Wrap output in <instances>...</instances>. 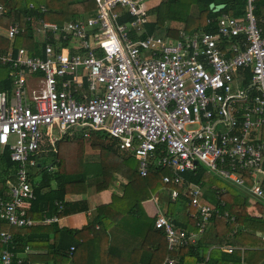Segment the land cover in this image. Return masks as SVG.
I'll return each instance as SVG.
<instances>
[{"label":"built area","instance_id":"obj_1","mask_svg":"<svg viewBox=\"0 0 264 264\" xmlns=\"http://www.w3.org/2000/svg\"><path fill=\"white\" fill-rule=\"evenodd\" d=\"M94 1L95 15L40 20L34 28L40 54L11 44L0 48V65L12 84L10 92H0V157L7 150L15 165L0 195V220L33 224L26 215L35 197L29 168L37 166L46 137L54 144L72 130L86 137L99 132L135 157L139 176L168 168L163 182L181 186L190 198L197 232L177 229L163 213L154 221L169 252L160 264H181L172 253L195 243L212 217L234 220L228 211L199 203L201 186L186 182L184 173L201 164L264 203V29L254 0H246L244 15L220 16L214 33L188 34L179 25L176 37H140L150 21L147 0ZM123 11L133 19L118 22ZM30 21L26 16L0 30L12 43L30 31ZM245 75L250 82L235 87ZM54 129L60 136H51ZM178 195L170 192L171 199ZM15 249L12 234L0 226V264H22ZM200 264H208L207 257Z\"/></svg>","mask_w":264,"mask_h":264},{"label":"trees","instance_id":"obj_2","mask_svg":"<svg viewBox=\"0 0 264 264\" xmlns=\"http://www.w3.org/2000/svg\"><path fill=\"white\" fill-rule=\"evenodd\" d=\"M210 3L224 4V7L214 12L209 7ZM0 4L5 8V12L0 13L2 28L17 20L22 21L26 16L31 18L30 31L17 36L12 43L0 33L1 50L8 49L11 44L14 49L24 46L34 54L41 53L39 45L34 42V28L39 25L40 20L63 23L73 18L93 15L96 11L94 0H0ZM254 5L258 26L264 29V0H254ZM245 8L246 0H159L155 6L148 8L147 12L152 19L144 25L139 36L158 34L176 37L178 34L176 25H180L188 34L214 33L217 28V19L222 14L241 18ZM132 19L127 12L123 11L118 22H129ZM5 88L11 89L7 75L0 78V90ZM260 132L264 140V127L260 129ZM77 133L83 135L80 131L72 130L70 134H64L59 141L55 142L54 149L50 151L54 156L51 164L42 166L38 163V159H35L39 164L37 174L41 176L33 181L30 174L35 197L29 209L26 210L27 217L42 219L80 210V206L86 203L85 199L69 203L65 196L72 191L78 192L90 188L95 191L103 190L111 179L113 169L119 164L132 169L136 178L128 183L132 186L130 191L129 186L125 185L121 196L113 194L112 201L104 205L100 211L97 209L93 218L83 229L67 227L58 229L57 226L52 225L53 223L49 224L55 234L52 241L46 245L49 253H47L48 261L45 264H80L77 260L76 247L81 246L82 243L79 237L75 236L81 231L92 233L96 224L103 231L100 230L101 234H105L106 241L99 243L100 246L104 242L106 246L107 261L103 264H160L169 254L165 233L163 229L155 228V218L149 219L139 214V211H142L141 202L150 198L157 190L168 191V207H170L165 212V216L175 227L184 231L197 232L196 221L190 217V213L196 211V208L190 204L188 195L183 194L181 186L163 182L164 175H171L170 169L152 167L146 177H141L137 172L138 162L135 157L119 150L113 139L99 132H91L88 136L92 137L90 147L96 152L82 154L80 145L78 146L75 142L80 144L83 139L75 138ZM60 142L64 146L62 150L59 147ZM60 151H63V154H60ZM49 166L52 171H49ZM205 169L198 164L193 170L184 173L183 178L186 182L199 184L203 188L199 203L219 208L221 213L228 211L229 216L234 217V220L227 221L224 217H212L195 243H187L172 255L181 264H186L188 259H191L193 264H200L206 257L208 264H251L249 256L260 255L258 264H264V248L262 247L264 240L256 235L257 230L264 233V217L262 219L249 217L244 209V194L239 193L237 189L217 186L213 178L206 175ZM14 171L15 165L11 162L8 151L5 150L0 157V195L5 192V182L12 177ZM207 172L212 174L208 170ZM138 180L141 181L140 186ZM246 183L250 185L252 180L247 177ZM142 188H146L145 191ZM173 189H177L179 195L171 199L170 192ZM220 190L224 193H220ZM220 199L223 201L222 205ZM117 200L120 203L116 204ZM59 203H64L61 209ZM121 203H133L127 205L125 215L118 213V205ZM108 225L120 226L119 231L126 234L114 238L115 231L108 228ZM0 226L12 234L16 244L15 250L18 253L31 243L29 240L19 239V233L31 231L34 226L17 227L1 220ZM44 229L49 231L48 228ZM94 237L96 239L91 237L90 243L97 244L98 237ZM204 244L214 245L215 250L212 249L214 253L212 250L209 255L200 253L199 250ZM222 245L240 246L244 248V251L227 253L220 249L219 246ZM72 246L73 250L70 249ZM95 256L88 259L90 264H99ZM27 257L32 260L30 256ZM27 260L22 264H29Z\"/></svg>","mask_w":264,"mask_h":264},{"label":"crops","instance_id":"obj_3","mask_svg":"<svg viewBox=\"0 0 264 264\" xmlns=\"http://www.w3.org/2000/svg\"><path fill=\"white\" fill-rule=\"evenodd\" d=\"M250 80L251 78L249 77V75L248 76L245 75L243 81H241L238 78L237 80H235V87L242 86L243 84L250 82ZM4 90L7 92L11 91V89L5 88L3 90H0V92ZM259 136L261 138L260 130H259ZM44 141L48 143L47 145H45L46 148L55 145V143L51 144L50 141L47 139H45ZM37 165L39 164L37 163ZM50 167L51 166H49V171H52L50 170L51 169ZM135 178H136V175L132 169H130L129 167L123 164L117 165L111 173V179L108 181L106 188H104L103 190L95 191L92 188H90L86 190H79L78 192L72 191L68 193L65 196V199L69 203H73V202H76L82 199H85L86 203L80 206L81 209L76 212L65 213L59 216L55 215L57 217V220L55 222H52L53 223L52 225L57 226L58 229L59 228L61 229L64 227L77 229V230L83 229V227H85L88 224L89 220L93 218V215L97 212V209L98 211H100L104 205L109 204L112 201L113 194L117 196H121L123 189H124L123 186L128 185V183L132 182ZM138 185L139 186L141 185V181L139 180H138ZM128 186H129V191H130L132 186L130 185ZM142 189H144L143 191H145L146 188H142ZM240 190L247 196V197H244V203H243L246 214L251 218L262 219L264 217V203H261L258 200H253L252 196H250L247 192H245L242 189ZM167 195H168L167 190L165 191L162 189V190L155 191L150 196V198L144 199L141 202L142 211H139V214L149 219L155 218L159 213H163L165 215V212L170 207V206L168 207L169 201H168ZM117 203H120V201L117 200L116 204ZM63 204L64 203H59L60 209H61V205ZM132 204L133 203L119 204L118 213H121V215H125V211H127L128 209L127 205H132ZM75 208H78V207H75ZM53 216L54 215L49 216V217H53ZM31 219L33 220V224L31 226H34L33 228H31V231H27V232L22 231L19 233L20 234L19 239L31 241L30 244H27L25 246L24 250L20 251V255L23 256L25 260L28 259L27 256H30L32 260L28 259L29 264H45L46 261H48L47 253H49L46 245L47 243H50L52 241L55 231L49 227L50 226L49 224L51 223L45 224L42 222L44 217L42 219H34V218H31ZM44 228H48L47 230L49 231H46V229ZM108 228H111L113 232L115 231V233L113 234L114 238L126 234L125 232L119 231L120 226L116 227L114 225L112 226L108 225ZM100 230L101 228L99 227L98 224H96L94 231L92 233L88 231H81L75 236V237H79L80 242L82 243L81 246L76 247L77 260L80 264H90L89 260L92 259L94 255H96L95 257L99 264H103L104 261H107L105 243L103 242L102 244H100L101 248L99 246L100 241H106L104 240L105 234L104 235L101 234V232L103 231L101 230L100 232ZM201 235L202 233L199 234V237ZM256 235L257 237H260L262 240H264V233L261 232L260 230H257ZM94 236L98 237L97 240H99V242L97 244H95L94 242L90 243L91 237L93 239H96ZM45 239H48V240H45ZM214 247H215L214 245L204 244L203 247L199 251L200 253H205L206 255H209L212 249L215 250ZM219 247H221L220 249L225 251V248L229 246L222 245ZM231 247L235 248L233 252L244 251V248L240 246L231 245ZM262 247L264 248V245ZM70 249L73 250L74 247L72 246ZM214 250H212V253H214ZM92 253L94 254L90 256ZM249 259H250L251 264H258L260 255H251L249 256ZM186 262H187L186 264H193L191 259H188Z\"/></svg>","mask_w":264,"mask_h":264},{"label":"rangeland","instance_id":"obj_4","mask_svg":"<svg viewBox=\"0 0 264 264\" xmlns=\"http://www.w3.org/2000/svg\"><path fill=\"white\" fill-rule=\"evenodd\" d=\"M159 0H147V1H145L146 2V4H148V8H151V7H153V6H155L156 4H157V2H158ZM96 10V9H95ZM96 14V11H95V13L93 14V15H95ZM70 18H72V17H70ZM149 18H150V20L152 19V17H150L149 16ZM74 19V18H73ZM178 25H176V27H177ZM3 30H0V33L1 34H3ZM5 36V35H4ZM6 74H7V68L5 67V66H3V65H0V78H3V77H5L6 76ZM42 130L43 131H45V128H42ZM70 134V133H69ZM52 137L53 136H55V137H57V136H60V132L58 131V129H54L53 130V134L51 135ZM47 139H50V137H46ZM75 138H79L80 140H82V143H80L79 144V142H75V143H77L78 144V146L80 145V147H81V153L83 154V153H90L91 151L92 152H96V151H93L92 149H91V147H90V143H91V141H90V138H92V137H86V136H83L81 133H77L76 134V137ZM58 141L60 140V138L59 139H57ZM74 141H76V140H74ZM92 141H95L94 139H92ZM51 143V142H50ZM49 143V144H50ZM48 143L46 142V141H44V144H42V151L39 153V154H37L36 156H35V159H38V163L39 164H41L42 166H44V165H48V164H51L52 162H53V159H54V156H53V153H50V151L52 150V149H54V146H51V147H48V148H46L45 147V145H47ZM60 144H61V142H60ZM59 144V147L61 148V150L62 149H64V146L61 144L60 145ZM74 145V144H73ZM76 147V146H75ZM43 154V155H42ZM60 154H63V151H60ZM42 155V156H41ZM199 166L201 167V168H203V165H201V164H199ZM39 168H38V165L36 166V167H32V168H29V173L31 174V176H32V180L33 181H36L37 179H38V176H41V175H38L37 174V171H39L38 170ZM204 169H205V167H204ZM206 170V175L207 176H209V178H213V180H214V183L215 184H217V186L219 185V186H225V187H230V188H233V189H237L238 190V192L239 193H243V192H241L240 191V189L238 188V187H236V186H234V185H231V184H229V183H227V182H225V181H223V180H221L220 178H218L217 176H215L214 174L212 175V174H209L208 172H207V169H205ZM202 190H203V188H201ZM220 193H224V191H221ZM244 194V193H243ZM244 196L245 197H247L245 194H244ZM251 196V195H250ZM253 198V200H257L256 198H254V197H252Z\"/></svg>","mask_w":264,"mask_h":264},{"label":"water","instance_id":"obj_5","mask_svg":"<svg viewBox=\"0 0 264 264\" xmlns=\"http://www.w3.org/2000/svg\"><path fill=\"white\" fill-rule=\"evenodd\" d=\"M209 7L212 8L214 12H218L224 7V4L215 5L214 3H210Z\"/></svg>","mask_w":264,"mask_h":264}]
</instances>
